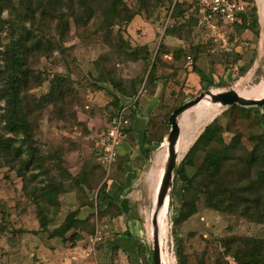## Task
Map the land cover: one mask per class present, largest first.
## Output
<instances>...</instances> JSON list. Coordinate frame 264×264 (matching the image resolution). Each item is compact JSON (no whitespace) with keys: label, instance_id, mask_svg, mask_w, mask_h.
<instances>
[{"label":"rangeland","instance_id":"obj_1","mask_svg":"<svg viewBox=\"0 0 264 264\" xmlns=\"http://www.w3.org/2000/svg\"><path fill=\"white\" fill-rule=\"evenodd\" d=\"M38 1L0 0V20L6 21L0 24V264H113L115 258L103 247L109 204L107 173L96 160L97 134L119 107L120 96L149 90L164 74L174 83L159 110L167 133L171 112L203 92L231 90L259 98L264 0H245L249 32L230 46L207 29L193 0H120L114 12L111 0H87L88 21L84 6L70 0ZM22 26L30 31L29 45L16 54L22 53L28 82L11 96L5 72ZM243 41L248 48L234 51ZM197 48L205 53L199 63L204 81H186L189 54ZM165 53L172 54L170 61L162 58ZM7 109L22 113L28 139L10 133ZM213 121L225 144H231L224 165L214 178H202L205 187L199 185L201 177L189 186L176 173L191 147L194 168L185 169L187 176L201 165L214 145L199 137ZM177 122L180 149L163 205V237L169 245L162 249V264H241L254 245L264 264V105L224 107L209 101ZM19 147L29 151L16 157L12 150ZM207 197L223 204L233 200L235 209H213ZM64 222L73 224L64 240L51 238ZM97 232L101 240L95 242ZM144 247L142 264H154L148 234Z\"/></svg>","mask_w":264,"mask_h":264},{"label":"crops","instance_id":"obj_2","mask_svg":"<svg viewBox=\"0 0 264 264\" xmlns=\"http://www.w3.org/2000/svg\"><path fill=\"white\" fill-rule=\"evenodd\" d=\"M236 28L237 26L233 25L226 30L233 33L237 40H244L249 31ZM216 35L219 38L225 37V32L218 31ZM174 40L182 43L178 38L174 37ZM213 40L215 42L216 38ZM242 48L239 45L233 47L236 52ZM226 49L230 50L228 47ZM204 57L205 53H199L196 61L198 69ZM164 75L166 78L155 82L149 90L141 88L133 97H119V107L126 109L129 115V126L125 138L117 147L116 162L106 172V205L111 204L114 207L113 210L109 207L104 216L106 240L103 247L115 258L113 264H142L139 247L145 249L147 234L153 242L151 214L167 158V134L160 127L159 110L163 98L171 90V86H174L172 79L167 78L169 75ZM197 77L199 78L196 73L189 70L184 79L194 82ZM106 205L102 209L106 208ZM165 240L162 231L164 251L169 245L168 239ZM46 262L57 264L49 260Z\"/></svg>","mask_w":264,"mask_h":264},{"label":"trees","instance_id":"obj_3","mask_svg":"<svg viewBox=\"0 0 264 264\" xmlns=\"http://www.w3.org/2000/svg\"><path fill=\"white\" fill-rule=\"evenodd\" d=\"M237 1L244 2L247 5V1H245V0H237ZM51 2H52V0L50 1V3ZM70 2H74V6H75V3H77L81 9L84 6V11H82V14L85 16V21H88V19L91 16V12H90L91 8H90L87 0H70ZM119 2H120V0H111L110 5L112 7L113 12H114V9H116ZM37 3L40 4V2L38 0H37ZM177 6H178V4L175 2L173 5V10ZM194 9H195V5H194ZM173 10H172V12H173ZM172 12H171V14H172ZM71 17H76V11L75 10L71 14ZM128 19H130V18H128ZM5 22L6 21H4V20H0V24H2V23L4 24ZM244 22H245L244 16L239 18V20L234 24L237 26L236 30L237 29L238 30L244 29ZM19 32H20L19 37L15 40V42L13 43V46H12V51H11L12 66L8 71L5 72L6 73L5 87L9 90V93L11 96H16L18 94L21 86L25 87L27 85V82H28V68L26 66H24V64L22 63V61H23L22 53L16 54V50L20 51L21 49L28 48L29 40H27L26 37L30 34V31L25 26H22L19 29ZM224 32H225V38L227 40L228 46L232 45L235 36H233V33L227 32V30ZM40 42H41V40H40ZM35 43L38 44V41H36ZM248 46H249V44H248ZM199 53H201V51H198V48L193 49L190 52V54H189L190 59H191L190 70H191V72L196 73L199 76L200 81L202 82V81H204V76L202 75V72L196 66V61H197ZM151 71H153V70L151 69L149 73H151ZM146 80H148V76H147ZM148 82H149V80H148ZM137 93H138V91L137 92L134 91L131 95H125V96L133 97V96L137 95ZM241 109H244V108H241ZM7 110H8L7 116L5 117V119L7 121V128L10 131V133H12L15 136H20L22 138V140L24 138L28 139L29 138V125L24 120V118L22 117L23 116L22 113L17 112V111L15 112V110H10V109H7ZM118 111H119V107L114 111L113 115L115 113H117ZM127 117L129 119V115H127ZM160 117H161L160 121H159L160 127H162L164 129V127H167V122L165 121V119H164V121H162V118H163L162 115H160ZM164 132L167 133V129ZM199 140L205 142V144H207V145L213 144L214 146L205 152V155L202 159L201 165L199 167L195 168L194 173L191 176H187L185 169L187 167L194 168L193 164H192V156H194L196 149L194 147H191L188 150V152L186 153V155L184 156L183 164L181 165L180 169L177 171L176 174L179 177V179L181 180V182H183L189 186H192L196 177H201V180L199 181V183H200L199 185H204V187H205L206 186L205 184H201L202 178H204L205 175H207L211 178H214L215 176H217L219 174L220 169L224 165L225 156L228 153L231 144H229V145L225 144V142H224V140H223V138L219 132V126L214 121L204 127L203 131L200 134ZM0 143H1V139H0ZM2 143L5 144L4 142H2ZM12 151H14L16 157H20L23 153H26L29 150L24 149L22 147H19V148H14ZM263 169L264 168H262V170ZM262 173H264V171H262ZM262 173H261V175H262ZM223 202L224 201L222 199H218L215 202H212L209 197H207V200H206L207 206L212 207L213 209L221 210L224 212L234 211L235 206H233L232 203H235V202H233V200H230L227 204H223ZM224 205H226V206H224ZM108 206L111 208L114 207L111 204H109ZM194 213H195V207L191 206L190 214L192 215ZM72 228H73L72 222L71 223L70 222H64L57 230H55L53 232V234H52L53 237H51V238H57V239H61L63 241L65 234L67 232H69ZM72 235H74V234H72ZM254 243H257V242H254ZM256 250H257V246L254 245L248 253V261L243 260V262H241V264H263L262 261L258 260L259 254L254 253V251H256ZM144 251H145V249H142L141 247H139L138 252H139V257H140L141 261L143 258L142 256L144 254Z\"/></svg>","mask_w":264,"mask_h":264},{"label":"built area","instance_id":"obj_4","mask_svg":"<svg viewBox=\"0 0 264 264\" xmlns=\"http://www.w3.org/2000/svg\"><path fill=\"white\" fill-rule=\"evenodd\" d=\"M193 3L198 17L206 24L207 29L213 33L219 31L220 25L228 30L247 13V5L237 0H193ZM173 5L170 10L173 9ZM219 39L222 45L225 46L226 38L222 36ZM234 42H237L236 38H234ZM241 46L246 49L248 43H241ZM162 58L170 61L172 54L165 53ZM127 115L126 109L119 107V111L111 117L106 128L97 134L96 160L106 172L115 164L117 147L125 138L129 126ZM100 240V235L97 232L94 241L98 242Z\"/></svg>","mask_w":264,"mask_h":264},{"label":"water","instance_id":"obj_5","mask_svg":"<svg viewBox=\"0 0 264 264\" xmlns=\"http://www.w3.org/2000/svg\"><path fill=\"white\" fill-rule=\"evenodd\" d=\"M207 98L212 104H220L221 106L228 107L231 105H239L242 107H261L264 105V97L260 99H246L241 98L234 91H225L220 93H212L210 91L199 94L194 99L185 102L173 110L168 118V124L170 130L166 136V147H167V158L164 166L161 182L156 194V200L154 203L153 211L151 214V223L154 225L156 220V214L159 207L163 204L165 197L170 188L172 181L173 171L175 169L177 154L175 152V145L179 138V125L177 119L186 110L192 108L202 99ZM153 261L154 264H160V248L158 245L157 238L153 241Z\"/></svg>","mask_w":264,"mask_h":264},{"label":"bare ground","instance_id":"obj_6","mask_svg":"<svg viewBox=\"0 0 264 264\" xmlns=\"http://www.w3.org/2000/svg\"><path fill=\"white\" fill-rule=\"evenodd\" d=\"M262 97H264V90L261 93V95L259 96V98H257V99H260ZM241 98H243V97H241ZM205 102H209V99H207V98L202 99L199 103H197L195 106H193L192 108H190L186 111L189 112V111L193 110L194 108H196L197 106H199ZM214 105H220V104H214ZM185 112L181 116H183L185 114ZM179 149H180V142L177 141V144L175 145V152L177 155L179 154ZM168 193H167V196H168ZM167 196L165 197L163 204L157 210L155 224L153 225V241L155 240V238H157L158 245L160 248V264H162V256H163V252H162L163 205L165 203Z\"/></svg>","mask_w":264,"mask_h":264}]
</instances>
